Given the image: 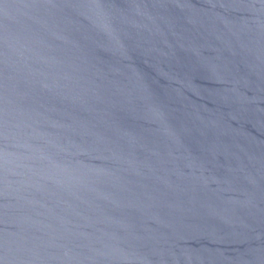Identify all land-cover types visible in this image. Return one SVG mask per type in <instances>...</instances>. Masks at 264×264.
I'll use <instances>...</instances> for the list:
<instances>
[{
  "label": "water",
  "instance_id": "water-1",
  "mask_svg": "<svg viewBox=\"0 0 264 264\" xmlns=\"http://www.w3.org/2000/svg\"><path fill=\"white\" fill-rule=\"evenodd\" d=\"M0 264H264V0H0Z\"/></svg>",
  "mask_w": 264,
  "mask_h": 264
}]
</instances>
